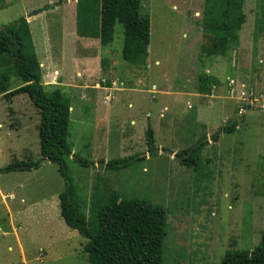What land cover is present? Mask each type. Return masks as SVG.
Returning a JSON list of instances; mask_svg holds the SVG:
<instances>
[{
  "label": "rangeland",
  "instance_id": "374dc122",
  "mask_svg": "<svg viewBox=\"0 0 264 264\" xmlns=\"http://www.w3.org/2000/svg\"><path fill=\"white\" fill-rule=\"evenodd\" d=\"M77 1L0 0V27L30 17L29 27L37 43L48 37L53 47L64 49L67 32L74 29ZM203 2L142 0V8L150 16L149 68L129 69L122 61L123 28L119 24L115 25L113 42L102 51L108 73L97 81H108L113 90H120L119 83L127 87L132 80L141 82L136 89L158 103L155 108L160 107L155 121L144 120V126L133 130L126 119L135 112L125 109L124 99L117 92L118 112L125 116L120 123L128 128L122 130L123 144L116 122L111 131L116 134L108 143L88 129L81 130L87 142L74 143L69 137L73 154L95 164L86 169L67 160L75 199L89 230L97 231L96 211L111 200H144L162 207L167 213L162 264H219L231 249L249 252L259 247L264 230V0H244L242 31L219 63L199 53ZM35 12L39 14L33 15ZM43 30L47 34L41 33ZM217 70L225 76L218 75ZM203 75L213 85L210 96L198 90ZM231 79L258 100L243 114L239 112L240 100L229 93ZM11 82L12 87H19L15 76ZM152 83L155 95L151 93ZM183 93L188 100H181ZM13 99L7 102L0 96V169L14 161L40 160L36 110L25 95ZM217 101L230 104V115L211 127L195 107H206L208 119L214 121L220 118V110L211 111ZM83 114L90 116L86 111ZM148 124L155 130L152 151L162 146L167 152L175 148L182 152L207 139L201 153L204 175L200 181L172 156L149 155L145 146ZM232 124L236 125L235 132L225 135L224 129ZM204 128L205 134H194L192 139V133ZM216 133L218 142H211ZM134 156L145 159L113 172L98 163ZM63 190L57 167L50 163L40 162L39 169L30 172L0 175V264H89L82 253L85 241L60 218L56 203Z\"/></svg>",
  "mask_w": 264,
  "mask_h": 264
},
{
  "label": "trees",
  "instance_id": "16d2710c",
  "mask_svg": "<svg viewBox=\"0 0 264 264\" xmlns=\"http://www.w3.org/2000/svg\"><path fill=\"white\" fill-rule=\"evenodd\" d=\"M243 7L244 0H204L200 44L202 57L226 56L230 43L237 39L244 24ZM76 14L77 32L81 36L98 38L101 47L113 42L115 25H121L122 61L129 69L146 67L150 16L143 10L142 0H78ZM13 76L20 85L9 91ZM41 81L40 66L25 18L20 17L0 27V96L7 102L20 95L27 96L39 118L36 133L40 155L38 162L14 161L1 168L0 175L37 170L40 162L46 160L57 167L64 182V190L58 195L60 218L68 229L76 231L85 241L82 253L89 264H162L167 223V213L162 207H154L144 200L118 203L111 200L96 211L97 231L93 233L89 230V222L75 199L67 160L71 158L79 167L86 169L93 168L95 164L72 154L68 143L69 97L57 89L45 90ZM211 88L210 79L200 76L199 91L209 95ZM235 130V124L224 129L226 134ZM145 140L150 150L154 143L150 127ZM144 159L134 156L98 163L106 171L113 172ZM181 163L192 167L193 156ZM232 246L234 248L235 244ZM219 264H264V230L259 247L250 252L229 250Z\"/></svg>",
  "mask_w": 264,
  "mask_h": 264
},
{
  "label": "crops",
  "instance_id": "0c3cea01",
  "mask_svg": "<svg viewBox=\"0 0 264 264\" xmlns=\"http://www.w3.org/2000/svg\"><path fill=\"white\" fill-rule=\"evenodd\" d=\"M58 8H60V7H58ZM74 14H75L74 29L72 27L71 30L69 32H67V37H66L65 42H64L66 47L64 49H63V47H59V48H56L55 46L53 47L52 43H51L52 41L48 37L46 39L45 38L41 39L40 40L41 43H39V42L37 43L35 36L31 33V30H30L33 45H34V50H35V53L37 56L39 66H40L41 77H42V81H41L42 86L47 91L57 89V90L61 91L64 95L68 96L70 99L69 126L71 124V126H70L71 129L69 131V128H68V143H69V137H70L71 141L74 140V143H77L79 141L80 142H83V141L87 142V139L83 140V137L81 135V130H85V129H88V131L91 130V132L94 131V134L99 135V137L101 139H102V137H104V141L106 143L108 138H110V136L116 134V133L111 132L112 131V123L116 122L115 124L117 126L119 125L117 135L120 137V143L123 144L124 141H123V137H122V130L127 131L128 128H127L126 123L125 124L123 122L120 123V121H122L125 118V116H122L121 112H118L117 102L119 101V98L123 97L124 102H125V109L127 111H134L135 112V116H133V117L130 116V117H127V119H126L127 121L130 120L129 124H130V126L134 127L133 130H135V128H137V127L139 128V127L144 126L143 125L144 120L149 121V122H154L155 118H156L157 111L160 110V107L155 108V105H157L158 103L155 104L154 101L148 100V98L143 97L142 94H144V93H142L141 91L136 89V84H138V85L141 84V82H139V81L136 82L135 80H132L131 84L130 83H129V85H128V83L126 84L127 87L125 86V84L119 83V84H122L120 90L111 89L110 83H108V81L106 82V84L105 83H99L97 81V79L101 78L105 73H108V71L106 70V68L104 66V63H103L104 58L102 56V51L106 47L100 46L98 38L89 37V36H81L77 32V28H76V18H77L76 4L74 6ZM25 20L27 21L28 25H31V21L29 22L27 18H25ZM29 29H30V27H29ZM74 30H75V34L73 32ZM241 31H242V28H241ZM40 32H39V34H41V33L47 34V30H46V32H45V30H43V32H41V33ZM70 32L72 34H69ZM60 43H59V45H61ZM199 53H200V50H199ZM206 59H208V58H206ZM210 59H212V60L215 59V62L219 63L221 61V59H224V57H212V58H209V60ZM254 60H255V58L253 57V64H254ZM151 62H152V60H150V57L148 55V60H147L148 65L146 64L147 68H149V65ZM217 74L220 75L221 77L225 76L224 73L222 74L221 70H217ZM122 77L126 78V74L122 75ZM151 79H152V81H154L153 80L154 79L153 73H152ZM101 82H103V81H101ZM150 87H151V90L153 91V92L151 91V93L152 94L154 93V95H155L156 86L152 83V85H150ZM212 87H213V85H212ZM15 88L16 87H12L9 89V91L14 90ZM114 88H116V87H114ZM198 90H199V86H198ZM211 91H212V89H211ZM117 92L121 94L119 96V98L116 97V95H115V93H117ZM183 94H185V93H183ZM200 94L204 95V96H210L211 95V93L209 95H206V94H202L201 92H200ZM122 95H124V96H122ZM175 97H176V94H175ZM106 98H109V99L106 100ZM117 99H118V101H117ZM181 100H183V101L188 100L186 94L181 98ZM181 100H180L179 104H177V105H180V103H182ZM171 102L174 104L177 103V102H174L173 100ZM146 104L148 106H146ZM181 105L182 106L180 108L182 109L183 104H181ZM229 105L230 104H225L223 102L217 101L215 103L214 109L210 106L207 107L209 109L212 108L211 111H214L216 108H217V110H220V111H218L220 114L219 115L220 118H218L214 121H210L208 119L206 107H202V106L197 105L195 107V111H198L200 115L204 114L205 117L203 116V119H206L207 123H209V125L212 127L219 122V119L221 120L222 118L228 117L230 115ZM218 107L220 109H218ZM89 109H91V111ZM116 110H117V112H116ZM85 111L87 112V114H90V116L88 118H86L83 114ZM205 112H206V114H205ZM210 113L212 114V112H210ZM92 115H93V119L89 120V118ZM134 117H136V118H134ZM111 120H115V121H111ZM126 120H124V122H127ZM74 123H76V125H74ZM149 127L151 128V126L148 124L147 129ZM151 130L153 131V138H154V131L155 130L152 128H151ZM172 130H170V131H172ZM131 132H133V131H131ZM205 132H206V128H204V131L198 130V131L192 133V139H194V136H193L194 134H196V136H201V135L205 134ZM225 135H231V134L225 133ZM71 137L73 139H71ZM218 140L219 139H218L217 133L211 137V142L216 143V142H218ZM109 141L110 140H108V142ZM154 142H155V139H154ZM207 143H208L207 139L203 140L201 142H197L196 144L192 145L190 148H188L187 150L182 151V152H179L175 148L173 151H170L172 153V155L168 154L167 151H164V148L162 146H158L157 144H155V146H158V148L156 149L157 153H155V154L161 155L162 153H166L167 155H169L168 157L172 156L173 158H174V155L184 156L181 161H179L175 158L174 159L177 160L178 164L181 165L182 167H184L186 169H191L193 171V173L195 174V177L199 178L198 180L200 181L201 177H203V175H204V165H203V160L201 158V153H202L203 148L207 145ZM69 146H70L72 154H73V147H71L70 143H69ZM145 146H147L146 140H145ZM153 146H154V143H153ZM186 151H189V152L184 154V152H186ZM175 152H177V153H175ZM188 154H189V156H187ZM74 155L76 156V154H74ZM191 156H193L194 165L192 167L190 165L189 168L186 166H183L181 162L184 159L189 158ZM69 159H71V158H69ZM125 159H127V158H125ZM95 160H96V158L94 159V161ZM120 160H122V159H120ZM47 163L48 162H46L44 164H47ZM10 174H12V173H10ZM57 199H58V195H57ZM57 205L58 204L56 203V206ZM232 243L235 244L234 248H236V243H234V242H232ZM234 250H237V249H234Z\"/></svg>",
  "mask_w": 264,
  "mask_h": 264
},
{
  "label": "built area",
  "instance_id": "2783aa9c",
  "mask_svg": "<svg viewBox=\"0 0 264 264\" xmlns=\"http://www.w3.org/2000/svg\"><path fill=\"white\" fill-rule=\"evenodd\" d=\"M227 87L230 95L236 96V98L241 102L239 108L240 114L246 112L247 108H253L255 106V103L258 102L255 94L252 92L244 91L243 86L239 84L238 81L232 79L229 80ZM108 99L109 98H106V100Z\"/></svg>",
  "mask_w": 264,
  "mask_h": 264
},
{
  "label": "water",
  "instance_id": "95a60500",
  "mask_svg": "<svg viewBox=\"0 0 264 264\" xmlns=\"http://www.w3.org/2000/svg\"><path fill=\"white\" fill-rule=\"evenodd\" d=\"M54 7H55V5H50V6H49V8H51V9L54 8ZM37 14H39V13H38V12H35L33 15H37ZM26 18L28 19V18H30V17H26ZM149 152H150L149 155L157 153L156 150H153V151H152V149H151ZM167 153L170 154V155H172V153H171L170 151H168ZM187 156H189V154H188ZM183 157H184V156H177V155H174V158L177 159V160H179V161H181V160L183 159ZM46 162H47L46 160H43V161H41V164H44V163H46Z\"/></svg>",
  "mask_w": 264,
  "mask_h": 264
}]
</instances>
